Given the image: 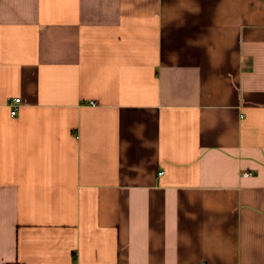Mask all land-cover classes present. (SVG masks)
Segmentation results:
<instances>
[{
  "label": "crops",
  "instance_id": "0c3cea01",
  "mask_svg": "<svg viewBox=\"0 0 264 264\" xmlns=\"http://www.w3.org/2000/svg\"><path fill=\"white\" fill-rule=\"evenodd\" d=\"M11 263L264 264V0H0Z\"/></svg>",
  "mask_w": 264,
  "mask_h": 264
},
{
  "label": "built area",
  "instance_id": "2783aa9c",
  "mask_svg": "<svg viewBox=\"0 0 264 264\" xmlns=\"http://www.w3.org/2000/svg\"><path fill=\"white\" fill-rule=\"evenodd\" d=\"M21 99L20 98H15L11 101L10 106H11V114L14 116L17 114L18 112V108H19V103H20ZM250 173H246V175H249Z\"/></svg>",
  "mask_w": 264,
  "mask_h": 264
},
{
  "label": "trees",
  "instance_id": "16d2710c",
  "mask_svg": "<svg viewBox=\"0 0 264 264\" xmlns=\"http://www.w3.org/2000/svg\"><path fill=\"white\" fill-rule=\"evenodd\" d=\"M11 264H20V263H11Z\"/></svg>",
  "mask_w": 264,
  "mask_h": 264
}]
</instances>
